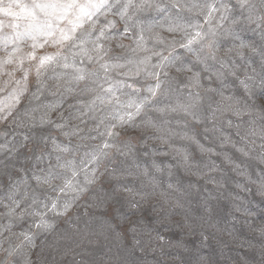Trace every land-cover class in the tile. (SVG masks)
I'll list each match as a JSON object with an SVG mask.
<instances>
[{
  "label": "rangeland",
  "instance_id": "1",
  "mask_svg": "<svg viewBox=\"0 0 264 264\" xmlns=\"http://www.w3.org/2000/svg\"><path fill=\"white\" fill-rule=\"evenodd\" d=\"M2 3H12L21 15L0 13V241L7 237L13 247L26 244L41 215L49 221L71 214L83 204L82 191H91L110 174L118 178L129 166L171 172L183 179L193 204L207 202L229 216L239 217L246 198L259 195L264 185V120L253 123L245 112L242 102L249 91L241 81L253 92L264 90L257 87L260 58L248 49L244 58L227 52L240 41L222 34L218 13L209 22L197 10H185L177 21V9L170 7L173 0H150L151 7L122 15L125 0H106L105 7L82 18L74 31L75 16L69 11L52 20L51 34L28 35L30 19L17 3L30 7L34 0ZM37 17L45 19L39 10ZM174 23L184 30L169 31ZM232 27L241 40L259 45L254 25ZM210 28L221 33L217 59L199 63L200 44L194 43L191 52L181 44ZM62 31L72 38L58 42ZM86 33L91 35L82 42ZM45 56L53 59L41 64ZM145 57L150 59L141 63ZM78 70L83 80L74 79ZM153 73L164 94L147 91L155 87ZM196 73L198 87L191 80ZM249 75L256 76L255 82L246 79ZM197 93L194 109L173 110ZM145 97L139 114L129 119L126 113L136 109L127 107L128 102L140 103ZM228 103L233 109H225ZM105 143L110 146L105 148ZM48 172L61 178L51 186L38 183L36 177ZM65 181L71 186L65 187Z\"/></svg>",
  "mask_w": 264,
  "mask_h": 264
},
{
  "label": "clouds",
  "instance_id": "2",
  "mask_svg": "<svg viewBox=\"0 0 264 264\" xmlns=\"http://www.w3.org/2000/svg\"><path fill=\"white\" fill-rule=\"evenodd\" d=\"M242 106L253 123L264 120V90ZM257 191L229 216L193 204L181 177L129 166L82 191V205L36 227L26 244L4 237L0 264H264V187Z\"/></svg>",
  "mask_w": 264,
  "mask_h": 264
},
{
  "label": "snow or ice",
  "instance_id": "3",
  "mask_svg": "<svg viewBox=\"0 0 264 264\" xmlns=\"http://www.w3.org/2000/svg\"><path fill=\"white\" fill-rule=\"evenodd\" d=\"M13 2H17V0H13ZM259 0H235V4L232 3V0H190L189 3H181V0H173L171 4V8L177 9L175 19L178 21L182 19L181 13L185 10L191 12L193 10L199 11L202 15H204L206 21H211L214 18V14L218 13V20L221 23L217 24L218 28L222 29L223 35H230L234 40H239V45H234L233 47L227 50L228 53L235 52V55L241 58L245 57V49H248L252 55L259 56V68H260V83L264 85V4H261L258 7ZM17 6L22 9V13L25 14L29 19L30 23L27 26V31L25 34L32 35L33 33H46L51 34L52 29V20L53 19H62L65 14L71 11L75 16V20L71 21L73 24L72 31L75 30L76 27H79L82 23V18L89 17L93 15L94 10H98L106 6V0H98L96 3L89 2L87 4H81L78 0H40V2H36L29 6L19 5ZM150 0H140V3H136L135 0H125V3L122 5L124 12L122 15L127 12L128 9H134L136 11L143 10L145 7H151ZM12 3H9L7 6H3L2 0H0V13H3L7 16H13L19 18L21 13L14 12L12 10ZM159 9V5H157ZM37 10L44 13L45 19L40 20L37 17ZM160 11H164V9H159ZM222 22H228L229 27L223 28ZM241 22L246 23L247 25H254L255 27L252 29L253 31H258L260 43L259 45L253 42H245L240 39L239 33H237L232 25H238ZM194 27H199V25H194ZM183 31V26L180 23H174L169 26V31L174 32L176 30ZM221 33H218L215 29L210 28L207 32L201 33V31H196L195 35L191 38L187 39L186 43L181 44V47L187 49L188 51H194L192 45L194 43H199V49L196 51V60L199 63H205L207 60H216L217 53L219 51V43L217 40V36ZM91 33H86L83 35L82 42H87V37L90 36ZM103 35V33H101ZM207 37V39H205ZM33 38H35L33 36ZM70 33L61 32L60 41L71 39ZM95 43V42H93ZM86 53V50L82 49ZM227 54V53H226ZM158 55V53H157ZM53 59L50 56H45L41 60V64L44 63L45 60ZM150 59L149 57H145L141 63L147 62ZM221 63H223L221 61ZM67 67V65H65ZM102 68L107 69L106 64L101 65ZM116 67H122V65H116ZM250 67V66H249ZM180 69H178L179 71ZM190 71V69H188ZM140 71L137 68V73ZM252 73L255 74L257 69L253 67L251 69ZM235 73L233 72V75ZM89 75H95V73H89ZM152 75L157 76V81L155 87H149L147 91L152 94V96H156L157 92L160 91L161 94H164V90L161 88V82L159 81L158 74L153 73ZM218 77L222 74L217 73ZM85 78L83 71L78 70L77 75L74 76L76 80H83ZM247 80L255 82L256 76L249 75L246 77ZM192 83L194 87L200 86L199 73L194 74L191 77ZM241 84L244 85L245 89L249 92L251 91V85L246 83L245 81H241ZM131 87V85H129ZM111 92L112 89L109 88L107 90ZM210 91V89H209ZM99 98V97H98ZM199 98V94L197 93L195 97L192 98L186 104L177 105L175 110H184L191 111L196 107L195 101ZM225 101H231L232 97H224ZM147 101V97L144 98L140 103H136L135 101H129L127 107L136 109L135 113H126L129 119H132L134 115H138L140 110L143 108L144 103ZM226 110L233 109V104L228 103L225 105ZM158 111H162V109H157ZM191 114L195 115L194 112ZM237 115H239V111L237 110ZM121 120H124V117H120ZM107 135H112L111 132H108ZM110 145L108 143L104 144V147L107 148ZM95 159V156H93ZM71 163V162H69ZM76 175V172L73 171V176ZM60 173H45L43 176H37L36 180L40 184H47L51 186L52 181L55 179H60ZM91 183V181H89ZM71 184L69 181H65V187H70ZM264 187V185H262ZM64 191V188L60 189ZM57 204L55 202L52 203V208L55 209ZM65 208H67V204H65ZM36 227H50L47 220L43 215L40 216V221L36 224Z\"/></svg>",
  "mask_w": 264,
  "mask_h": 264
}]
</instances>
